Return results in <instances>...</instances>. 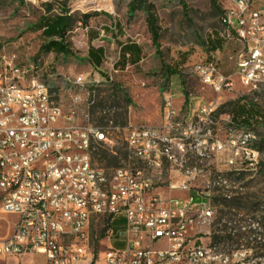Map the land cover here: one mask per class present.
<instances>
[{
	"label": "built area",
	"instance_id": "2783aa9c",
	"mask_svg": "<svg viewBox=\"0 0 264 264\" xmlns=\"http://www.w3.org/2000/svg\"><path fill=\"white\" fill-rule=\"evenodd\" d=\"M249 5L229 0L223 16L244 44L233 74L208 57L189 71L196 80L201 74L197 82L217 94L233 89L235 77L248 88L264 83L263 12L251 15ZM238 24H245V33H238ZM74 85L83 88V77ZM182 87L179 79L165 92L159 125L127 129L137 167H100L92 160L94 143L111 146L113 140L101 127L75 124L74 113L63 111L33 66L2 54L0 40V215H17L12 231L0 237V259L38 254L43 264H231L192 235L213 222L206 196L151 192L166 177L170 190L189 191L198 171L190 158L202 163L229 151L226 165L241 171L247 162L258 164L264 152L249 147L231 114L223 118L231 125L230 141H223L215 128L217 104L188 101ZM82 99L77 94L74 103Z\"/></svg>",
	"mask_w": 264,
	"mask_h": 264
},
{
	"label": "rangeland",
	"instance_id": "374dc122",
	"mask_svg": "<svg viewBox=\"0 0 264 264\" xmlns=\"http://www.w3.org/2000/svg\"><path fill=\"white\" fill-rule=\"evenodd\" d=\"M52 1L55 0H0L1 52L18 64L33 66L40 79L50 85L52 97L63 111L74 113L75 124L101 127L113 140L111 146L94 143L92 160L96 165L108 169L138 166L127 149L126 131L134 125H159L164 94L179 79L183 82L180 91L189 94L188 101L197 97L193 100L217 104L215 128L221 129L223 141L230 140L226 132L231 125L224 121L225 115L234 116L233 125L240 127L242 115L238 109L249 110L248 145L264 152V83L248 88L235 77L233 89L217 94L189 73L199 58L208 57L217 59L226 75L233 74L244 44L223 23L229 0H148L154 6L152 12L159 27L156 43L145 9L132 12V0H65L72 15L67 35L72 54H39L46 40L41 18L45 4ZM250 8L263 12L264 21V0H251ZM56 13L58 9L52 11ZM89 30L101 34L92 40V46H104L106 50L99 68L88 57ZM218 39L222 46L214 50L212 42ZM128 41L143 48V59L136 67L121 68L116 65L119 47ZM177 65L181 66L180 71L168 70ZM79 76L85 81L83 88L74 85ZM77 94L82 95L80 103H74ZM229 155L226 151L202 163L190 158L189 164L198 167L196 181L189 191L176 189L172 195L199 193L209 201L212 224L192 232L199 242L213 247V236L217 235L221 241L216 250L227 255L231 264H264V156H260L258 164L247 162L241 171H234L226 165ZM165 180L162 185L168 187V177ZM226 198H237L236 205L225 207ZM16 222L17 215H0V237L8 235ZM207 231L210 232L205 234ZM31 261L43 264L44 257L34 254L5 258L0 259V264Z\"/></svg>",
	"mask_w": 264,
	"mask_h": 264
},
{
	"label": "trees",
	"instance_id": "16d2710c",
	"mask_svg": "<svg viewBox=\"0 0 264 264\" xmlns=\"http://www.w3.org/2000/svg\"><path fill=\"white\" fill-rule=\"evenodd\" d=\"M255 3V1H254ZM255 5V4H254ZM144 8L147 14V23L149 28L153 34V41L156 43L159 39V27L157 25V17L153 14L152 10L154 6L148 0H132L130 2V10L132 12H136L138 9ZM54 9H58V13L52 14ZM70 8L66 5L65 0H55L50 3L45 4V14L41 18V24L43 26L42 34L46 39L43 45L39 50V54L41 53H55V54H63L69 55L72 54V50L70 49L69 43L67 41L68 29L71 26L72 15L70 14ZM85 18L88 16L85 15ZM98 36L95 30H89V48H88V57L89 60L94 64L96 68H99L104 60V48L103 46L95 47L92 46L91 42ZM220 46H222V41L218 39L216 42H212V48L217 50ZM119 61L116 63L117 66L121 68H125L127 64H130L134 67L138 66L142 59V47L139 46L136 42H124L120 44L119 47ZM181 62L184 61V57L180 59ZM179 66V65H177ZM177 66L173 68H168V70L172 72H178L181 69L179 66V70ZM244 107H240L238 109L239 114L242 115L241 126H248L250 122V114L247 112ZM234 119V116H233ZM260 150V149H259ZM237 198H226L224 201V206L229 209L232 206L236 205ZM229 212L224 213V215H228ZM230 240H233V237L228 236ZM221 241V238L217 235L213 236V247H216V244Z\"/></svg>",
	"mask_w": 264,
	"mask_h": 264
},
{
	"label": "bare ground",
	"instance_id": "6f19581e",
	"mask_svg": "<svg viewBox=\"0 0 264 264\" xmlns=\"http://www.w3.org/2000/svg\"><path fill=\"white\" fill-rule=\"evenodd\" d=\"M242 2L250 3V5H249V14L258 15V12H259L258 10L250 8L251 7V0H242ZM238 33H245V24H238ZM237 38L239 40V36H237ZM197 80L201 81V74H197ZM249 131H250V128L247 127V126H243L242 128H240L241 135L247 136V139L249 138L248 137L249 136ZM204 260H211V253H204Z\"/></svg>",
	"mask_w": 264,
	"mask_h": 264
},
{
	"label": "crops",
	"instance_id": "0c3cea01",
	"mask_svg": "<svg viewBox=\"0 0 264 264\" xmlns=\"http://www.w3.org/2000/svg\"><path fill=\"white\" fill-rule=\"evenodd\" d=\"M70 14H71V11H70ZM97 32V31H96ZM89 33V32H88ZM98 36L96 37V39H99L101 37V34L99 32H97ZM105 41V40H103ZM109 41V40H108ZM138 44V43H137ZM139 45V44H138ZM140 46V45H139ZM99 47V46H98ZM104 48V57L106 55V50H105V47L103 46ZM143 49V48H142ZM55 54V53H54ZM60 55H63V54H60ZM143 55H144V52L142 51V59H143ZM141 59V60H142ZM141 63V61H140ZM139 63V64H140ZM130 64H127V66H129ZM183 103H182V99H178L177 100V106L180 108L182 107ZM174 191V190H173ZM172 190L169 189V187H166V186H163V185H155L153 190H152V194H156V195H160L162 197H169V196H173L172 195Z\"/></svg>",
	"mask_w": 264,
	"mask_h": 264
}]
</instances>
